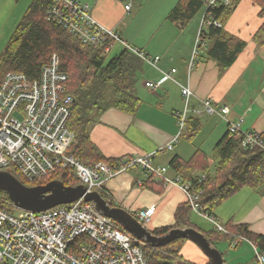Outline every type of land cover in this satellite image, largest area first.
Instances as JSON below:
<instances>
[{
  "label": "crops",
  "instance_id": "0c3cea01",
  "mask_svg": "<svg viewBox=\"0 0 264 264\" xmlns=\"http://www.w3.org/2000/svg\"><path fill=\"white\" fill-rule=\"evenodd\" d=\"M18 1L0 0V13L6 10V6L9 10L11 7L9 12H12L14 25L10 28L9 21L4 23L0 43L8 40L10 33L14 31L13 27L17 25V19L22 18L25 11L22 4L25 3L28 7L29 4L26 3L31 0L24 3L22 0ZM178 1L75 0L87 4L93 19L103 27L119 33L127 45L150 57H159L158 67L162 71L176 70L173 74L176 83L166 81L157 89L151 90L146 88L144 83L157 82L161 75L159 71L144 64L145 70L138 75L135 85V94L140 100L137 112L132 115L109 109L99 116L89 131V138L103 157L108 160L131 159L149 155L169 143L178 133L177 117L183 109L178 84H188L193 93L189 105L190 109L198 113L191 112L189 117L199 120V131L202 128L201 118L205 116L210 119L206 121L212 132L208 139L210 154L203 146L192 148L177 141L171 150L157 153L151 159L153 166L166 168L164 173L169 179L178 177L169 167V162L174 156L188 160L199 150L209 159L212 158L215 144L225 135L229 124L240 123L242 132L253 131L264 136V45L258 46L252 40L254 33L264 22L259 15V7L251 0H241L225 22V31L244 41L246 45L233 64L224 73L219 74L217 63L206 56V43L201 46L199 44L194 55L196 39L203 26L205 6L189 23L179 26L167 19ZM127 4L130 6L128 10L125 9ZM21 5L22 7L17 9L16 6ZM207 99L212 102L214 112L211 114L203 107V101ZM222 107L227 108L226 115L220 114ZM183 133L189 134L186 127ZM187 140L192 141L189 138ZM138 182H141V186H138ZM102 187L117 207L132 215L139 210L153 208L151 220L143 225L150 232L174 225L175 211L179 205L186 203L187 199L178 186L149 181L141 167L130 168L109 178ZM191 214L190 221L199 230L214 229L204 219L202 220L208 222L211 227L197 224L192 220ZM213 217L223 226L227 223L232 226L246 225L251 233L264 236V193L259 194L250 188H242L220 202L214 209ZM231 244L225 235H221L220 240L214 242L213 246L220 251L224 264H257L249 242L238 241L233 247ZM209 263L203 251L190 241L182 243L178 256L171 262Z\"/></svg>",
  "mask_w": 264,
  "mask_h": 264
},
{
  "label": "built area",
  "instance_id": "2783aa9c",
  "mask_svg": "<svg viewBox=\"0 0 264 264\" xmlns=\"http://www.w3.org/2000/svg\"><path fill=\"white\" fill-rule=\"evenodd\" d=\"M204 3L207 10L219 4L230 6L231 0H204ZM125 9H130L129 4ZM48 16L49 20L67 29L82 43L103 48L104 54H109L119 44L138 56L144 64L159 71V81L145 82L146 88L155 90L166 81L176 83L173 78L175 69L162 71L158 67L159 57H150L130 47L119 33L97 23L90 15L87 4L75 0H54ZM213 24L219 25L216 22ZM199 44L198 35L194 55ZM67 80V75L59 70L56 55H52L42 67L37 79L30 80L24 74L12 71L4 77L0 84V171L10 172L12 168L25 182L35 183L59 169H70L86 191L92 192L100 189L109 178L130 168L141 167L147 177L150 175L165 185L178 186L187 198L191 213L208 221L218 233L230 235L214 217L202 211L199 193L191 191L189 184H182L179 177L167 178L164 173L166 168L155 167L151 163L157 153L171 150L179 140L189 112L198 113L190 109L193 93L188 84H178L184 109L177 117L178 134L169 143L149 155L121 158L114 166L102 162L85 166L68 154L74 135L67 127L73 103L67 93ZM211 104L210 99L203 101L204 110L209 114L214 112ZM227 113L226 107L220 109V114ZM15 114L20 117H15ZM240 130V123L228 126L230 133L242 134L243 148L264 151L261 134ZM204 178V175L200 176L201 180ZM138 186H141V182H138ZM153 213V208H147L135 212L133 216L141 225H146ZM232 237V247L238 241L249 242L240 235ZM250 245L256 263L264 264V253L252 243ZM143 246L141 241L114 221L98 213L92 203L82 199L56 206L44 213L24 211L14 206L10 213L0 206V264H147Z\"/></svg>",
  "mask_w": 264,
  "mask_h": 264
},
{
  "label": "trees",
  "instance_id": "16d2710c",
  "mask_svg": "<svg viewBox=\"0 0 264 264\" xmlns=\"http://www.w3.org/2000/svg\"><path fill=\"white\" fill-rule=\"evenodd\" d=\"M240 1L231 0L230 6L219 4L205 10L203 26L199 32L200 46L206 43V56L217 63L219 74L224 73L233 64L246 45L244 41L228 34L224 29L225 22L229 20ZM251 1L259 7V15L264 19V0ZM53 5L54 0L30 2L23 18L0 53V84L11 71L22 73L30 80L37 79L42 67L49 62L52 55H56L60 72L68 77L67 93L73 99L67 127L74 135V142L68 154L73 155L85 166H92L98 162L114 166L121 158L108 160L103 157L90 141L89 131L99 116L109 109H117L132 115L137 112L140 100L135 94V85L144 63L138 56L124 48L106 62L108 54H104L103 48H94L82 43L67 29L48 19V11ZM204 6V0H179L169 12L167 19L179 26H185ZM214 22L219 25H214ZM252 40L258 46L264 45V22L254 33ZM186 128L190 134L187 138L192 139L200 129L199 120L188 117ZM183 136L185 133L182 132L180 137ZM262 137L264 139L263 135ZM242 138L241 133L232 134L227 130L215 144L211 155L215 161L213 175L207 174L210 159L199 150L188 160L174 156L169 162V167L176 172L181 183L189 184L191 191L199 193L201 209L211 217L220 202L242 188H250L259 194L264 193V151L258 148H243ZM10 172L25 186H43L52 180H60L68 187L80 185L70 169H59L35 183L25 182L12 168ZM201 174L205 176L204 180L200 179ZM148 180L155 182L150 175ZM97 192L109 205L117 207L103 187ZM0 206L10 213L13 212L10 200L1 191ZM175 212L174 225L155 229L151 233L154 236H162L178 227L193 228L201 232L211 245L224 235L214 229L199 230L190 221L191 211L187 201L179 205ZM224 227L230 233L225 235L230 242L232 236L240 235L264 253L263 235L251 233L246 225L232 226L227 223ZM185 241L188 240H175L166 247L157 249L144 245L142 252L146 263L171 264Z\"/></svg>",
  "mask_w": 264,
  "mask_h": 264
},
{
  "label": "water",
  "instance_id": "95a60500",
  "mask_svg": "<svg viewBox=\"0 0 264 264\" xmlns=\"http://www.w3.org/2000/svg\"><path fill=\"white\" fill-rule=\"evenodd\" d=\"M0 191L11 204L20 210L43 212L59 205L71 204L79 199L92 203L95 210L119 225L125 232L144 245L157 249L175 240L185 239L194 243L208 257L211 264H224L220 251L205 236L193 228H175L162 236H154L132 214L121 207H112L96 191L87 192L85 186H65L60 180L46 184L25 186L11 172L0 171Z\"/></svg>",
  "mask_w": 264,
  "mask_h": 264
},
{
  "label": "rangeland",
  "instance_id": "374dc122",
  "mask_svg": "<svg viewBox=\"0 0 264 264\" xmlns=\"http://www.w3.org/2000/svg\"><path fill=\"white\" fill-rule=\"evenodd\" d=\"M14 1V0H13ZM20 1V0H19ZM18 1V2H19ZM23 1V3H24V1L26 2V0H22ZM32 1V0H31ZM31 1H28V2H31ZM18 2H16V3H18ZM25 4V3H24ZM24 4H22L23 5V10H26L25 8H27V5H24ZM26 4H30V3H26ZM22 5L21 6H16L17 7V9L19 8V7H22ZM9 11H11V7H10V10H9V8L6 6V10H4V11H2L1 13H0V23L2 22V24H0V37L3 35L2 34V27L4 26V23L6 24L8 21H9V27L10 28H12V26H14L13 25V17L11 18V15H12V12L10 13ZM23 12H25V11H23ZM24 14V13H23ZM22 18H23V16H22ZM21 19V18H20ZM20 19H17L18 20V22L20 21ZM18 22H17V24H18ZM15 26H17V25H15ZM15 28L16 27H13V29L15 30ZM12 32V31H11ZM14 32V31H13ZM12 32V33H13ZM12 33H10L11 35H12ZM11 35H10V37H11ZM9 37V38H10ZM9 38H8V40H9ZM8 40L7 41H5L6 43L8 42ZM4 41H3V43L1 42L0 43V53L3 51V49H4V47H5V45H6V43H5ZM123 48L121 47V46H119V44H116L115 46H114V48H113V50L106 56V62L107 61H109L114 55H116V54H118L121 50H122ZM143 70H145V68L143 67ZM191 101V100H190ZM183 102V101H182ZM181 105H182V107L181 108H183L184 109V104L183 103H181ZM191 107V106H190ZM183 109H182V111H183ZM181 111V112H182ZM189 114H191V112H189ZM15 117H17V118H19L20 116L18 115V114H15L14 115ZM208 120H210V119H208L207 117H205L204 116V118H201V120H200V122H201V130L198 132V133H196V135H194V137L192 138V141H190L189 142V140H187V136L189 135V134H186V136H183V137H179L180 139L178 140L180 143H183L184 145H187V147L189 146V147H192V148H195V147H198V146H203L204 147V149L209 153V152H211V148H210V145H209V143H208V139L211 137V134H212V132H211V127L206 123V121H208ZM177 131H178V126H177ZM178 134V133H177ZM209 148V149H208ZM210 154V153H209ZM210 156V155H209ZM210 166H209V169H208V173L207 174H209V175H213L214 174V168H215V161H213V158H210ZM199 174V173H198ZM206 174V173H205ZM202 175V174H201ZM257 193H259L258 191H257ZM191 218H192V220L194 221V222H196L197 224H200L201 226H204V227H211V225L208 223V222H204V220H202L203 218H199V216L198 215H196V214H194V213H192L191 214ZM219 223V222H218ZM220 224V223H219Z\"/></svg>",
  "mask_w": 264,
  "mask_h": 264
}]
</instances>
